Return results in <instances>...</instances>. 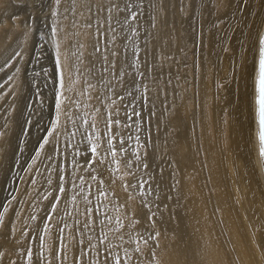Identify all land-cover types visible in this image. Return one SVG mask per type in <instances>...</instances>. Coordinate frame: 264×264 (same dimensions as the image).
I'll use <instances>...</instances> for the list:
<instances>
[{
	"label": "bare ground",
	"instance_id": "6f19581e",
	"mask_svg": "<svg viewBox=\"0 0 264 264\" xmlns=\"http://www.w3.org/2000/svg\"><path fill=\"white\" fill-rule=\"evenodd\" d=\"M22 1L0 0V14ZM144 1L156 8L140 28L129 15L142 10L140 0H52L56 110L42 142L43 170L35 177L47 188L25 195L21 211L13 212L12 201L5 209L0 264H77L78 258L80 264H264V168L256 114L264 0H253L260 11L249 34L251 47L249 41L237 44V31L220 38V23L234 0ZM13 20L0 26V58L17 42L27 56L32 27ZM23 62L15 75L16 95L24 89ZM232 63L236 76L227 91L221 78ZM233 89L243 94L241 125L232 115L239 104ZM140 107L143 117H131ZM14 125L0 130V156L10 150ZM80 130L96 149L89 165L78 153ZM139 139L148 146L141 152L143 167L132 154ZM119 147L126 150L114 168L104 153ZM2 171L0 166V182ZM136 176L143 185L134 186Z\"/></svg>",
	"mask_w": 264,
	"mask_h": 264
},
{
	"label": "rangeland",
	"instance_id": "374dc122",
	"mask_svg": "<svg viewBox=\"0 0 264 264\" xmlns=\"http://www.w3.org/2000/svg\"><path fill=\"white\" fill-rule=\"evenodd\" d=\"M23 1H22V3L18 4L19 6L16 5V7L14 8L16 10L11 12L10 14H5V13L0 14V18L3 19V20L0 19L1 28L4 27V24H5L4 22H7V21L12 22L13 19H14L13 21L19 19V20H22L25 25L32 27V34H33L32 35L33 37H32L31 42H30L31 44H29V46H28L29 50H28L26 57H22V56H24L21 54V53L24 54L23 47H22V44L17 42L13 46L15 49H13V47H12L10 51L5 53L0 58V130L1 129L6 130L13 123L15 124L14 125L15 131H14V135H13V140H12V144H11V147L9 150L10 152L11 151L12 152L10 153L8 151L6 154H4V157H3V155L0 156V166L2 167V170H3L2 171V177L4 178V179L1 178L2 182H0V186L2 187V188L0 187V219H2V216H3L2 214L4 213L5 209H7V207H9L10 204L11 205L13 204V206H14L13 207L14 213L21 211L23 209L22 207L24 205L25 195L27 196V194L31 190H34L36 194H40V192L46 191L47 186L44 185L45 183L43 184V183L37 182L35 180V177L41 170H43V167L41 165L43 164V166H44V163L41 162L42 158L40 157L41 149H42V145H43L42 142L43 141L45 142V138L49 134L48 131L50 132L49 129L52 127L51 124L53 122L52 120H54L53 116H54V113L56 110L55 106H56V97H57L56 93H57V83H58V81H57L58 75H57V69H56L57 65H56V60H55V56H54V51H52L53 49L50 45V43H52V41L51 40H50L51 42L49 41V39H51V37H52V35H50L51 37L49 36V34H52V30L50 29L51 24L49 23L50 22L49 21L50 20L49 19L50 18L49 17L50 16V8L49 7L51 6L50 4H51L52 0H31V1L30 0L29 1L23 0ZM140 1H141L142 5L144 6L145 1L144 0H140ZM253 2H254L253 0L252 1L251 0H234L233 1V6H231V10H230L229 14H227L226 17L220 23V24H222V26H221L222 28H219L220 31L217 30L220 32V38H222L223 36H226V35L228 36L229 34L234 36V34H236V33L237 34L242 33V34H240L241 35L240 38L237 40V44L240 46H245L249 41V46L251 47L250 42H252V39L250 37L251 36L253 37V33L255 32L254 27L256 28V25H257L256 21L258 19V14L260 11V7H256ZM143 6H142V10L137 12L138 19L137 18H136L137 20L135 19V22L138 24V26L140 25V28L145 25V22H146V20H148L149 17H150V19H152V16H153L152 12L156 8L154 6V4H149V6H148V4H146L144 7ZM145 8H147V10ZM18 9L20 12L18 11ZM21 10H22V12H21ZM15 13H16V15H15ZM24 13L27 15V17ZM143 14H145V15H143ZM12 16H15V18ZM251 17H252V19H251ZM9 19H11V20H9ZM253 19H255V20L253 21ZM4 20H6V21H4ZM252 25H253V27H252ZM199 28L200 27H198L197 30ZM251 28H253L254 30ZM249 34H251V36ZM195 44L198 45V46H196V50H195L196 56H197L200 53V48H199L200 42H197ZM237 44H236V46H237ZM23 59H24V62L22 61ZM143 61L138 62V64L140 65L139 72H141V71L143 72V73L141 72V74L139 73L140 78H143L145 76V74H144L145 73V71H144L145 63ZM21 62H23L22 75L24 78V89H23V92L21 95H16L17 93L14 90L15 89V87H14L15 75L17 74L18 67L21 64ZM231 68L232 69L228 73V75L225 77L222 76V78H221V80L225 84H227L226 85L227 91H229V89H230V87H229L230 82H228V81H230L229 78L232 81L235 79L236 64L232 63ZM230 73H231V75L229 76ZM141 75H142V77H141ZM56 77H57V80H56ZM233 90H234L233 94L236 98L235 105L238 104V101H239V104L233 110L232 115H233V119L235 120V122H237L241 125L242 120H243V112L240 109L239 105L241 103L240 100L242 99L243 94H242V92H240V90L239 91L238 90L235 91V89H233ZM49 94H50V96H49ZM22 96H24V97H22ZM22 105H24V106H22ZM40 106H41V108H40ZM40 111H42V112H40ZM141 111L143 113H141ZM143 114H144V108L143 107L138 108V110L136 109V112L135 111L130 112V116L132 115L131 117H135V118H137V115L139 117L140 116L143 117ZM20 115H22V116H20ZM19 121L21 122V124ZM79 132H81V133H79ZM1 134H2V132L0 131V135ZM82 135H84L86 137H84V136L82 137ZM87 136H88V138H87ZM15 139H17V140H15ZM76 139H77L78 144H79L78 145V153L80 154L81 157H83V158H81V160L83 159L81 163L87 164V165L91 164L93 162V157H94V155L92 157V154H94L92 151V149H93V144H92V140H91L92 138L89 137V135L86 132H82L80 130V131L76 132ZM13 141H15V142L13 143ZM79 141H80V143H79ZM145 142H146V140L139 139V140L133 141V144H132L133 145V147H132L133 153L132 154H135V156L137 157V159L139 161L138 166H140V167L144 166V159L142 157L143 154L141 152H143L148 147L147 143H145ZM89 143L91 145H89ZM87 145L90 147H88ZM83 146H84V148H82ZM12 148H14V149H12ZM79 148L80 149L82 148V149L80 150ZM119 148L120 149L116 152L114 151V148H109L108 151L104 153L105 162H107L108 164H110L114 168H117L116 163H117V160H118L120 153H122V151L126 150V148H124V147H119ZM83 149H85L84 152H83ZM79 151L80 152L82 151L81 152L82 154ZM88 151H90V152H88ZM113 153H115V154H113ZM86 154L87 155L90 154V155H88L89 157ZM38 155H39V157H38ZM2 158L3 159L5 158V159L3 160ZM40 158H41V160H40ZM39 161L41 162V164ZM4 162L6 163V165ZM7 163H9V164H7ZM7 165H8V167H7ZM234 166H235L234 168L236 171H239V172L242 171L240 169L242 167L239 168V167H237L236 164ZM28 170H31L32 174L30 175V178L28 177V180H26L25 177L29 172ZM32 175H34L33 178H31ZM5 177H7V178H5ZM135 180L136 181H135L134 186L143 185V181L140 179L139 176H136ZM23 182H25V183H23ZM57 188L58 187L55 186L53 189H50L51 193L57 191ZM13 202H15V204ZM24 207H25V205H24ZM45 211L46 212H44V217L46 219L47 209ZM64 219L62 220L63 221L62 225H63V223H65L64 221L66 219L65 220ZM62 225H60V227ZM63 226L61 227V229L64 230ZM60 227L58 229L59 230L58 232H60L62 234L63 232H61ZM36 233H37V235H36ZM36 233L33 235V237L35 236V238H34L35 240L33 239V242L36 246H38L39 245L38 244L39 243V238H38L39 237V231H36ZM59 253H61V252L59 251Z\"/></svg>",
	"mask_w": 264,
	"mask_h": 264
},
{
	"label": "snow or ice",
	"instance_id": "6c2138e0",
	"mask_svg": "<svg viewBox=\"0 0 264 264\" xmlns=\"http://www.w3.org/2000/svg\"><path fill=\"white\" fill-rule=\"evenodd\" d=\"M57 3L60 2V0H56ZM114 7H118L115 6ZM126 9L128 5H125ZM132 19L137 18V12L132 11L129 13ZM257 92L258 95L256 97V104H257V120H258V138H259V152L261 157H264V48L261 49V56H260V65H259V76L257 79ZM111 123V121H109ZM118 123V121H116ZM109 143H111V140H109ZM93 152L96 151L95 147L92 149ZM115 154V153H113ZM63 191V188L60 189ZM66 258V257H65ZM80 259L78 258L77 264H80Z\"/></svg>",
	"mask_w": 264,
	"mask_h": 264
},
{
	"label": "water",
	"instance_id": "95a60500",
	"mask_svg": "<svg viewBox=\"0 0 264 264\" xmlns=\"http://www.w3.org/2000/svg\"><path fill=\"white\" fill-rule=\"evenodd\" d=\"M262 48H264V26H263L262 33H261V36H260V39H259V52H258V62H257L256 84H257V79H258V76H259V65H260V56H261V49ZM257 95H258V92H257V87H256V97H257ZM257 107L258 106L256 104V110H257ZM256 114H257V112H256ZM257 124H258V120H257ZM261 162H262V166L264 168V157H261Z\"/></svg>",
	"mask_w": 264,
	"mask_h": 264
}]
</instances>
